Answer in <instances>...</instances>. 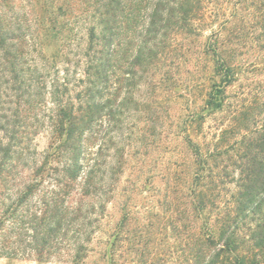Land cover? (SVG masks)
<instances>
[{"label":"trees","instance_id":"1","mask_svg":"<svg viewBox=\"0 0 264 264\" xmlns=\"http://www.w3.org/2000/svg\"><path fill=\"white\" fill-rule=\"evenodd\" d=\"M242 1L264 11V0ZM28 3L0 0V255L29 251L50 261L66 249L80 263L119 182L107 173H121L130 122L153 113L144 91L174 79L181 41L199 36L206 14L202 0H31L32 16ZM226 32L216 29L203 45L213 64L209 113L225 108L237 81L224 55ZM50 34L57 42L48 56L43 37ZM40 136L48 140L43 151ZM235 146L232 155L192 146V205L207 221L185 264H264V129ZM129 225L125 214L105 253L114 262L122 252L151 264Z\"/></svg>","mask_w":264,"mask_h":264},{"label":"rangeland","instance_id":"2","mask_svg":"<svg viewBox=\"0 0 264 264\" xmlns=\"http://www.w3.org/2000/svg\"><path fill=\"white\" fill-rule=\"evenodd\" d=\"M30 4L31 0L27 12L32 16ZM202 7L205 20L199 22L196 32L201 35L181 41L183 61L174 79L160 90L144 91L155 103L153 113L136 114L130 122L133 139L121 173H107L119 182L113 186V198L107 203L87 258L72 262L70 252L63 249L45 261L29 256L28 251L16 259L0 255V264H142L127 254L122 257V252L114 262L105 253L125 214H129L128 236H141L151 264L186 263L195 244L194 235L205 231L207 221L206 215L193 210V177L198 166L192 146H200L204 154L227 148L232 155L230 147H236L244 135L264 129V11L242 0H202ZM223 27L229 30L227 37L233 31L224 55L234 67L237 81L227 89L225 108L209 113L203 109L213 64L203 54V45L213 31ZM43 40L45 53L51 56L57 40L51 34ZM202 114L206 118L198 120ZM144 134L146 138H142ZM37 143L39 151L48 146L43 136Z\"/></svg>","mask_w":264,"mask_h":264}]
</instances>
